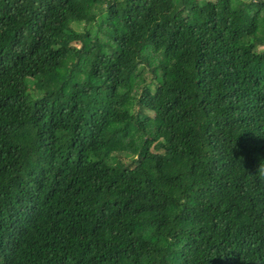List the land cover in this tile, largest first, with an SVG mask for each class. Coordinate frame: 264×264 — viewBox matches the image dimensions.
Masks as SVG:
<instances>
[{
  "label": "trees",
  "instance_id": "obj_1",
  "mask_svg": "<svg viewBox=\"0 0 264 264\" xmlns=\"http://www.w3.org/2000/svg\"><path fill=\"white\" fill-rule=\"evenodd\" d=\"M262 44L264 0H0V264H264Z\"/></svg>",
  "mask_w": 264,
  "mask_h": 264
},
{
  "label": "rangeland",
  "instance_id": "obj_2",
  "mask_svg": "<svg viewBox=\"0 0 264 264\" xmlns=\"http://www.w3.org/2000/svg\"><path fill=\"white\" fill-rule=\"evenodd\" d=\"M74 29L76 30V27H74ZM78 29V28H77ZM95 29V27L93 26L92 28H91V30H94ZM79 30H82L81 28L79 29ZM76 45V44H75ZM264 48V44H262L258 49H263ZM150 115H152L151 113H150Z\"/></svg>",
  "mask_w": 264,
  "mask_h": 264
}]
</instances>
